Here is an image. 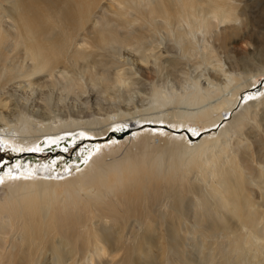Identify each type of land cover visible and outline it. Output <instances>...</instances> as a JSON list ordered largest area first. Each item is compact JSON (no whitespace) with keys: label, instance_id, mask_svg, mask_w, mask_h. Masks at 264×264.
I'll list each match as a JSON object with an SVG mask.
<instances>
[{"label":"bare ground","instance_id":"1","mask_svg":"<svg viewBox=\"0 0 264 264\" xmlns=\"http://www.w3.org/2000/svg\"><path fill=\"white\" fill-rule=\"evenodd\" d=\"M0 93V264H264V0H0Z\"/></svg>","mask_w":264,"mask_h":264},{"label":"rangeland","instance_id":"2","mask_svg":"<svg viewBox=\"0 0 264 264\" xmlns=\"http://www.w3.org/2000/svg\"><path fill=\"white\" fill-rule=\"evenodd\" d=\"M244 0H242V2H243ZM241 44H238V49L240 48V47H242V48H245V49H247V50H251V48L252 47H250L249 45L248 46H245V45H242V46H240ZM128 57V59H130V61L129 60H125V62H132V59H131V57H129V56H127ZM124 59V58H123ZM123 59H121V60H123ZM130 66V65H129ZM146 76H147V78H144L145 79V81L146 82H148L149 83V81L150 80H152V76H153V73H152V71H151V69H146ZM203 78V77H202ZM18 83H13L12 85H10V87L11 86H16ZM21 84H24V83H21ZM20 92H21V90H20ZM0 95H2L1 97H4L5 95H8V94H5L4 95V93H0ZM136 100L138 99V97L137 98H135ZM118 100V99H117ZM116 103H118L119 104V101H116ZM29 104H30V102H29ZM88 106V107H87ZM87 106H85V111H86V113L87 114H92V115H96V116H99V114H98V107L96 106V105H92L91 103L89 104V105H87ZM105 108H107L108 106H109V104L108 103H104V105H103ZM96 107V108H95ZM123 108V107H122ZM87 109V110H86ZM125 109V108H124ZM8 111V110H7ZM94 112H97V113H94ZM181 118V117H180ZM180 118H175V119H173V121L174 122H176V121H180ZM137 119H139L138 121H140V122H142L141 124L142 125H140V124H137ZM153 121H154V118L152 117V116H150V115H142V116H139V117H131V116H128L127 115V117H126V119L125 120H123V121H119V120H117V119H115L114 121H113V123L111 124V126H115V124H119V122H129V124H133V122H135V127H138V128H140L139 130H141V129H144V130H146V131H148V132H151V129L152 128H154V126H151L150 124L151 123H153ZM145 123H148V124H145ZM193 125V122H186V125ZM144 125H148V126H144ZM192 129L194 128V125L191 127ZM76 131H77V129H76ZM76 131L73 133V134H76ZM132 132H135V131H132ZM99 133H101V131H99V130H89L88 131V135H90V136H93V138H95V139H98V141H95L93 144H100L99 143V141H101V140H108V138H113V136H115L112 132H110L109 134H111V136H109V134H107V138H105V135L104 136H102V137H100V136H97ZM208 133H213V130H210V131H208V132H204V134H201L197 139H195L196 140V142H198L201 138H203V135H206V134H208ZM127 134V133H126ZM218 134V130L216 131V133L215 134H213V135H217ZM118 135H121V134H118ZM102 138V139H101ZM126 138V136H125V134L121 137V138H118L117 140L118 141H120V140H124ZM194 140V141H195ZM108 142V141H107ZM110 142V141H109ZM195 143V142H194ZM31 144V149L29 150V152H25V153H28V154H26V155H24L25 157L27 156L28 158H26V160H28L27 162H25V163H28L29 161H30V159H31V164H36V163H38V162H40V163H43L42 162V160H47V158L48 157H46V156H38V157H35L34 156V158H37V160L40 158V160L38 161V162H36V161H34L33 159H32V155L34 154V153H32L31 152V154H29L30 153V151H33L34 152V146H35V144L33 143H30ZM88 144V143H87ZM87 144H85L84 145V143L82 144V146L81 147H86L87 146ZM93 144H92V146L91 147H89V148H93ZM80 146H78V147H80ZM78 147H76V149H78ZM89 148L88 149H85V150H87V152L89 151ZM94 149V148H93ZM72 150H74L75 151V148H73ZM78 151H79V149H78ZM78 151H77V153H75L74 154V159H67L68 160V162H70L71 160H74L72 163H74V162H76V160L75 159H77L78 158V160L80 161L81 160V155H79L78 154ZM71 153V151H69L68 152V154L67 155H69ZM66 154L64 155V156H61L62 157V161L59 163V165H58V168H64L62 165L67 161L65 158H66ZM84 154H85V152H84ZM10 157H9V156ZM20 155V154H19ZM55 155H58V153H55ZM11 157H13L12 155H10V153H8V150L7 151H0V159H2V158H8V160H12V158ZM83 157H85V156H83ZM15 158H17V160L18 159H20V158H18V156H16L15 155ZM44 158V159H43ZM17 160H13V162L15 161H17ZM83 160V159H82ZM48 161V160H47ZM11 164V163H10ZM262 263V262H261Z\"/></svg>","mask_w":264,"mask_h":264},{"label":"snow or ice","instance_id":"3","mask_svg":"<svg viewBox=\"0 0 264 264\" xmlns=\"http://www.w3.org/2000/svg\"><path fill=\"white\" fill-rule=\"evenodd\" d=\"M0 183H2V180H0Z\"/></svg>","mask_w":264,"mask_h":264}]
</instances>
